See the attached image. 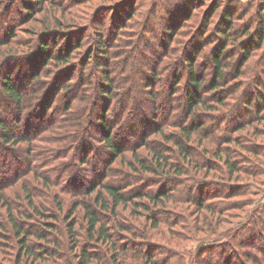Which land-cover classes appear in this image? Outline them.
Masks as SVG:
<instances>
[{
    "label": "rangeland",
    "instance_id": "1",
    "mask_svg": "<svg viewBox=\"0 0 264 264\" xmlns=\"http://www.w3.org/2000/svg\"><path fill=\"white\" fill-rule=\"evenodd\" d=\"M39 1L0 0V120L5 121L12 135L29 138L19 144H6L0 138V179L11 180L0 194L7 197L14 213H30V222H34L31 224L37 226L41 225V216L38 218L33 208L41 214H51L56 228L49 231V238L62 244L53 243L60 257L66 256L62 262L78 264L75 250L99 252L97 249L105 247L86 239L81 212H72L75 201L85 199L90 183L112 182L126 190L139 185L155 191L169 187L168 178L174 177L183 182H175L178 186L172 188L170 194L174 197L170 199L174 201L155 209L169 212L178 225L158 222L152 228L144 215L147 211L133 203L119 206L115 214H103L113 230L119 223L126 227L121 233L126 237L121 245L146 246L152 259L164 264L189 263L198 247L209 253L202 261L214 258V264L223 258L226 264H250L263 259L257 248L264 246V230L255 221H264V120L259 119L264 118V99L258 102L253 94L258 90L264 97V42L261 48L250 50L244 75L236 81L240 87L233 88L235 81L228 83L226 89L236 92L233 96L227 94L224 106L216 105L211 93L199 90L212 107L199 108L198 116L184 122L204 120L216 131L215 136L202 137L201 141L198 137L193 144L198 151H204L200 158H207L214 171L204 176L200 170L184 168L182 175H165L156 173L157 169H142L134 162L133 154L150 161L149 149L166 144L154 133L158 125L167 134L180 133L176 126L184 119L181 112L185 97L192 90L187 81L186 56L195 59L196 72L209 79L210 57L220 45L217 25L224 13L230 14L235 27L250 24V32L257 33L261 28L264 34V21L261 27L259 23V16L264 15V0ZM99 36L105 41L104 51L96 49ZM244 38L249 45L251 37ZM42 40L52 56L66 55L68 48L72 53L64 63L52 61L43 66ZM231 52L233 58L228 57L227 62L234 65L240 58V47L237 45ZM37 71L41 74L32 82L31 75ZM8 74L22 92V104L18 105L1 88ZM174 74L180 79L177 84L172 82ZM104 123L119 157L102 141L106 134ZM0 134H4L1 128ZM222 137L238 139L246 147L229 144L234 151L230 156L240 169L234 175L225 171L223 160L211 155L219 146L227 145ZM167 145L170 150L166 156L174 157L173 142ZM29 163L32 166L26 169ZM16 170L21 175L12 180ZM195 180L201 181L200 187ZM187 185L192 188L191 195L202 193L209 199L207 204L213 213L206 209L197 212L194 205L184 201L178 203L184 199L182 191ZM232 190L235 191L230 195ZM140 200L149 202L144 198L135 202ZM73 219L78 249H71L74 245L65 242L64 229ZM189 223L194 226L190 228ZM3 245L0 264H14L16 244L10 241ZM124 260V264L145 262L134 255L132 258L130 253Z\"/></svg>",
    "mask_w": 264,
    "mask_h": 264
},
{
    "label": "trees",
    "instance_id": "2",
    "mask_svg": "<svg viewBox=\"0 0 264 264\" xmlns=\"http://www.w3.org/2000/svg\"><path fill=\"white\" fill-rule=\"evenodd\" d=\"M35 2L40 3L39 0H35ZM259 17V23L261 24V27L263 26L264 15H260ZM207 21L208 16L206 17V22ZM217 28L219 29L218 33L220 34V45L214 48L213 54L210 57V62L212 65V76L209 79H206L204 73L198 74L196 72L197 69L194 65L195 59L186 56L185 62L187 64L186 69L188 71L187 81L192 90L189 89L185 97V108L181 112V115L184 119H182L181 124H177L176 126L179 129L180 133L167 134L166 132H164V127H159V125L156 126V128L154 129V133L160 135L162 137V141L166 144L164 145L163 143H159L155 148L149 149L150 161H144L140 159V157H138L136 153L133 154L135 158L134 162H136V164L142 169L146 171L150 170L152 172L156 171L157 169L156 173L160 171L165 175H170L169 173L171 172L182 175L184 168H187V171H193L195 169L198 172V170H200L204 176L208 175L210 171H214L213 169L215 168L210 165L207 158H200V154H202V152L204 151H198V148H194L193 144L198 137H200V139L198 138V140L201 141L202 137L208 138L210 137V135L215 136L216 131L213 129L211 130V128L206 125L204 120H201L198 123L191 122L189 124H186L184 122L188 120L190 116H198L197 114L199 108L211 109L212 107L208 103H206L205 100L207 97H205L203 94L201 95L199 93V90L211 93L210 95L215 101V104L223 107L224 101L228 96L227 94L230 92L229 87L226 89L228 83L235 81L233 83V88H236L237 84L239 83H237L236 81H239V79H241V76L244 75V65L251 58L250 50L252 48H261L264 42V34L262 33L261 28L256 33V31L250 32V24L245 25L244 27H235L233 24V19L230 18V14H227L226 12L224 13V17L218 23ZM244 37H251L249 45H246ZM243 38L244 40H242ZM96 39L97 51H104L105 41L101 36L97 37ZM41 43V49L44 54V56L42 57L43 66L52 61L57 64L64 63L65 61H67L68 56L72 53L71 49L68 48V50L66 51V55L58 53V55L52 56V54H50L47 50V43L44 42V40H42ZM232 44V48H228ZM237 45L240 47L241 55L236 64L232 65L230 62H227V59L230 56H232L231 58H233L234 53H232L231 51ZM225 68H231V71L227 72L225 71ZM40 74L41 73H39V71L33 73L31 75V81L35 82V80L39 78ZM259 81L260 80L256 78V82L259 83ZM172 82L174 84L180 82V79L176 76V74H174ZM237 87H240V85ZM1 88L3 92H5L10 98L14 99L18 105L23 103L22 92L19 90L17 85L13 83L9 74L3 77ZM235 92L236 90L234 92H232L231 90L229 95L233 96ZM172 95L173 94H171V96ZM253 95L258 102L259 100L264 99L262 93H260V91L258 90L255 91ZM246 104L247 106H249L250 102H246ZM259 119L264 120V118L260 117ZM103 127H106V130L104 129L106 131V134L102 136V141L105 142V144L110 148V150L115 154L116 157H119L121 154L120 152H118L116 144H114L111 140L109 134L110 130H107L108 128L105 123L103 124ZM0 128L4 132V134H0V138L6 144H19L29 141V138L27 136L12 135L11 131L8 129L5 121L3 120H0ZM200 132H202V135ZM222 138L225 141L223 143H226L228 146H219L216 151L211 152V155L216 160H223L222 164L225 171L227 170V173H229L230 175H234L235 173L240 172V169L238 166V162L232 159L230 156L231 153H234V151H231V148H229V144L234 142V144L239 146L241 149L245 146H243L244 144L238 139H233L230 137ZM169 142H173L175 146L174 157L176 161H173L174 157H167L165 154V152L170 150L167 149V144ZM249 151H253L254 155L257 154L255 150L249 149ZM132 165L133 164H131V167H134ZM29 166H32L31 163H29L26 169L31 168ZM203 170L205 172H202ZM17 174L18 171L16 170L13 173L12 180H14L16 177L18 178L21 175ZM125 181L127 182V180ZM10 182L11 180L4 181V179H0V193H2V191L6 187L5 185L10 184ZM175 182L183 183L182 181L177 180L174 177L168 178V183L170 184V186L157 188V190L155 191L142 189L139 185L134 186V188L132 189L126 190L125 186L112 182L90 183L88 187H86V191L84 194L85 199L81 201H75L72 212H81V220L84 223L83 229L85 231L84 236H86V239L89 240V242L93 241L95 245L99 243L101 244V246H105V250L101 248V250L97 249L99 250V252H96V250L87 251L86 249H80L79 247L80 250H75V253L76 255L78 254V256H74V258L76 257L75 259L76 261H78V264H92L94 261H97L99 264H124V262L126 261L124 259H126V255L129 253L132 258L134 255L137 259H145L144 264H164L156 262L154 258L152 259V254L150 253V251L146 250V246L143 247L141 245H138L136 248H130L127 245H121V241L126 239V237L121 236L122 231H124L126 227L119 223L118 226L116 225L117 230H113V227H111L110 224L105 221L106 219L103 214L106 212L115 214L116 209L119 206H125L128 203H133L134 205L139 204V207H143L144 211H147L144 215L148 221H151L152 228L157 227L158 222H164L165 224L169 225V222H173L171 219L172 215H169V212L167 211L163 212L155 208L159 205L163 206L166 201L172 200L170 199L174 197L172 194H170L174 190L172 188L176 189V186H178L174 185ZM195 182H198L196 184L200 187L201 181L195 180ZM189 187L190 186L187 185L186 190L182 191L184 199H180L179 201L177 200L178 203L184 201V203L194 205V209H196L197 212L198 210L206 209L213 213V208L209 206V203L207 204V201L209 199L207 200L203 198L201 196L202 193L200 194V196L191 195L192 188ZM198 191L200 192V189H198ZM233 191L235 190H232V193L230 195H233ZM2 195L3 194H0V208L2 209L0 210V253L3 250V244L12 241L16 244V251L13 254L14 264H27L28 262L29 264H41L45 261H51L56 264H66L65 262H62L64 259H66V256L62 255L63 257H60V250L53 245V243L59 244L60 246L62 244L59 243L55 238H49V231H52L56 228L52 222L55 218L48 213L41 214L36 211L37 208L32 207L36 212L37 217L39 218L41 216L40 220H38L41 225H33L31 223L34 222H30V220L33 219L32 216H30V213L26 216L24 214L25 212H20L21 215L17 214V211H15L14 213V208L8 201L7 197ZM180 196L182 197V195ZM27 198L29 200V204L33 206L31 196L27 194ZM141 198L147 199L149 202L144 203L141 200L135 202V199ZM78 206H81L80 210H77L79 209L77 208ZM174 221L176 220L174 219ZM187 222L188 221L186 220V224ZM255 223L259 227V229L264 230L263 220L257 218ZM75 225L76 222L73 219L66 224V227L64 229L65 242L74 245L71 249H78V232ZM173 225L178 224L176 222H173ZM191 225L192 224L189 223L190 228H192ZM192 226H194V224ZM234 240H236V236H234ZM51 245H53V247H51ZM257 249L258 253H260L263 259L250 264H264V246H260ZM205 253L209 254L206 251V248L200 249L198 247L196 256H191V260H189V263L185 264H214V258H209L207 262L204 260L202 261ZM220 256L224 257L223 255ZM224 260V258L222 261L218 260L215 264H226V261L224 262ZM181 264H183V262H181Z\"/></svg>",
    "mask_w": 264,
    "mask_h": 264
}]
</instances>
